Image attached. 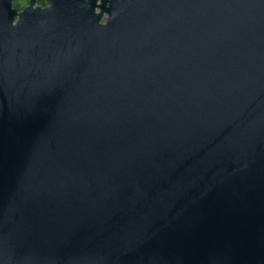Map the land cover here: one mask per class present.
<instances>
[{"label": "water", "instance_id": "obj_1", "mask_svg": "<svg viewBox=\"0 0 264 264\" xmlns=\"http://www.w3.org/2000/svg\"><path fill=\"white\" fill-rule=\"evenodd\" d=\"M13 4L0 264H264V0Z\"/></svg>", "mask_w": 264, "mask_h": 264}, {"label": "rangeland", "instance_id": "obj_2", "mask_svg": "<svg viewBox=\"0 0 264 264\" xmlns=\"http://www.w3.org/2000/svg\"><path fill=\"white\" fill-rule=\"evenodd\" d=\"M18 2L19 3V6H20V9H17L14 4H13V7L15 9H17V11H20V10H23L27 5H28V0H14V3ZM47 4V3H46ZM37 5L39 7H42L43 8V5L39 4V1L37 3ZM23 7V8H22ZM106 16H104V19H105ZM102 22H104V20H102Z\"/></svg>", "mask_w": 264, "mask_h": 264}, {"label": "trees", "instance_id": "obj_3", "mask_svg": "<svg viewBox=\"0 0 264 264\" xmlns=\"http://www.w3.org/2000/svg\"><path fill=\"white\" fill-rule=\"evenodd\" d=\"M39 4L42 5V1H39ZM14 6H15L17 9H20V6H19V3H18V2L14 3ZM22 8H23V7H22Z\"/></svg>", "mask_w": 264, "mask_h": 264}, {"label": "flooded vegetation", "instance_id": "obj_4", "mask_svg": "<svg viewBox=\"0 0 264 264\" xmlns=\"http://www.w3.org/2000/svg\"><path fill=\"white\" fill-rule=\"evenodd\" d=\"M42 5H43V7L47 6L46 2H44V1H42Z\"/></svg>", "mask_w": 264, "mask_h": 264}]
</instances>
